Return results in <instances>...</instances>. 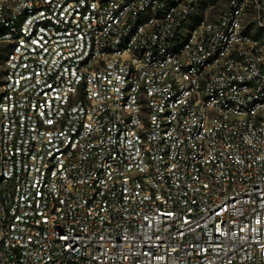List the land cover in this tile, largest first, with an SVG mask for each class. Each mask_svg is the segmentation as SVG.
<instances>
[{
  "label": "built area",
  "instance_id": "2783aa9c",
  "mask_svg": "<svg viewBox=\"0 0 264 264\" xmlns=\"http://www.w3.org/2000/svg\"><path fill=\"white\" fill-rule=\"evenodd\" d=\"M0 0V264H264V0Z\"/></svg>",
  "mask_w": 264,
  "mask_h": 264
},
{
  "label": "rangeland",
  "instance_id": "374dc122",
  "mask_svg": "<svg viewBox=\"0 0 264 264\" xmlns=\"http://www.w3.org/2000/svg\"><path fill=\"white\" fill-rule=\"evenodd\" d=\"M216 4L217 5L215 7H216L217 10H213L212 13H211L212 16H213L212 17L213 19L219 18L218 9H220L222 7V5L224 4V0H216Z\"/></svg>",
  "mask_w": 264,
  "mask_h": 264
}]
</instances>
